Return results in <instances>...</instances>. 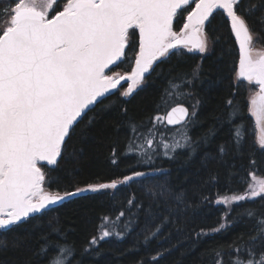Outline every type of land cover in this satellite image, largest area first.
Wrapping results in <instances>:
<instances>
[{
    "label": "snow or ice",
    "instance_id": "obj_1",
    "mask_svg": "<svg viewBox=\"0 0 264 264\" xmlns=\"http://www.w3.org/2000/svg\"><path fill=\"white\" fill-rule=\"evenodd\" d=\"M221 21L239 46L238 65L230 73V97L225 101L231 138L218 146L216 156L205 155L201 166L207 170V179L200 184L217 186L220 172L209 169L210 163L228 168L230 181L236 165L229 166L225 157L247 155L249 169L242 177L245 191L218 194L215 203L225 206L226 220L235 219L231 213L238 210L233 205L255 201L256 206L246 204L238 212L252 224L248 239L233 241L227 251L222 245L211 249L209 264H225V260L227 264H264V170L260 168L264 164V46L254 47L264 40V0H0V264H82L75 245L51 224L50 232L41 234L44 243L27 258L15 255L24 243L15 235L9 240V233L65 203L88 199L85 194H108L105 190L130 182L147 185L155 180L148 189L151 201L145 205L133 196L114 218L100 217L97 235L87 241L81 256L94 250L99 255V243L107 238L123 239L141 213L145 245L158 239L166 225L182 230L180 214L192 203L184 191L172 193L167 181L159 182L157 173L167 169H134L110 182L63 191L60 178L53 173L62 166L70 168L69 174L78 173L83 149L76 150L73 142L87 138L98 114L114 104H119L128 125L124 155H135L137 164L151 166L161 157L178 159L187 150L184 158L191 160L199 141L189 132L198 123L203 102L196 83H204L202 61L209 52V33L222 26ZM254 24H259L260 31ZM222 39L213 35L211 42ZM187 54H199L201 62L176 71ZM173 57L177 64L170 63ZM121 65L125 70L117 71ZM153 76H164L167 81L153 114L143 120L128 117L127 100L113 101L112 97H131ZM122 82H127L126 88ZM218 82L211 81L210 86ZM245 82L258 90L249 89L242 103L238 94ZM245 108L255 122L252 141L247 139L242 118ZM209 135H214V129L200 139L207 143ZM111 153L110 163L116 164V142ZM200 196L201 201L211 202L203 192ZM225 227L219 223L201 229L197 236ZM52 234L58 237L56 241L49 239ZM167 251L158 250L148 264Z\"/></svg>",
    "mask_w": 264,
    "mask_h": 264
},
{
    "label": "trees",
    "instance_id": "obj_2",
    "mask_svg": "<svg viewBox=\"0 0 264 264\" xmlns=\"http://www.w3.org/2000/svg\"><path fill=\"white\" fill-rule=\"evenodd\" d=\"M186 15V14H185ZM220 27L215 32H210V49L208 54H204L202 61L204 83H196V93L202 99V104L197 112L198 123L191 127L189 135L194 141H199L196 147L195 155L191 160L186 161L183 155L175 160H168L161 157L154 165L137 164L135 155H124V149L128 136V125L125 117L120 112L119 104H114L111 108L100 112L97 116L95 125L89 131V135L82 141L73 142L76 150L83 149L82 160L77 174H69L70 168L62 166L61 169L53 173L58 176L60 190L71 189L86 183L110 182L124 174H131L134 169L148 171L151 167L167 169L166 173H157V179L160 183L167 181L172 193L184 191L192 207L186 212L180 214L179 224L182 228L177 231L176 227L169 224L164 226L159 238H153L147 245L144 243V234L141 231L144 228V217L141 213L136 225L127 232L123 239L115 237L100 241L98 246L99 255L83 252L84 245L94 235H97V225L99 218L104 215H111L113 218L121 206L127 208L126 201L135 196L137 201L147 205L152 197L148 189L153 187L155 180L147 185L138 182H130L129 185H123L113 193H88L85 194L88 199H76L65 203L62 207H57L55 211L49 212L39 221H32L15 229L14 233H9L10 240L13 235L19 236L24 243L22 250H18L15 255H21L25 258L32 255L34 249H38L44 243L41 240L42 233H49V224L60 228L62 233L66 234V240L74 244L76 248L77 259L82 264H139L144 260L148 264L149 258L155 255L157 251L169 249L158 261L153 264H209L211 249L218 246H224L227 251L228 246L233 241L240 242V238L247 240L252 231V224L247 217H240L238 212L244 205L256 206V202H241L240 205H233L238 211L231 213L235 219L226 220L225 206L217 205L215 199L218 194L243 193L246 184L242 177L247 175L249 169V160L247 155L244 157H233L231 154L225 157L228 165L235 164L233 169L236 174L229 181L226 179L228 168L223 165L210 163L209 169L220 172V179L216 187L201 186V179H207V170L202 168L201 164L205 155L216 156L218 146L226 144L230 136V126L226 122L225 101L230 97V73L233 66L238 65L239 51L234 36L230 35L228 25L221 21ZM256 31H260L259 24L253 25ZM215 27V26H214ZM213 35H221L224 39L218 43H212ZM255 47L262 48L264 40L254 44ZM201 62L199 54H187L185 61L178 64L176 71L189 70L196 63ZM171 64H177V58L173 57ZM165 69L168 64L163 65ZM117 71H124L125 66L121 65ZM211 81H219L212 84ZM167 81L164 76H153L147 79L131 97L114 96L112 100H127L124 105L128 110V117L136 120H143L151 116ZM238 99L242 103L247 101V89L241 87ZM105 103H110L106 100ZM243 120L246 123L249 141L254 140V124L249 116L247 109H244ZM214 129V135L208 136V142L204 143L200 138ZM103 130V132H101ZM116 142L118 149L117 163H110L111 147ZM243 165V167H241ZM264 170V164L260 165ZM56 185H53L55 189ZM201 192L209 196L211 202L201 201ZM259 200V198H257ZM135 210V209H133ZM219 223H225L226 227L219 232H209L207 235L197 236L201 229H211L218 226ZM139 234V235H138ZM49 239L56 241L58 237L54 234L49 235ZM8 255L11 257L12 252ZM3 259V257H0ZM36 264V261H33ZM227 264V260H225Z\"/></svg>",
    "mask_w": 264,
    "mask_h": 264
},
{
    "label": "rangeland",
    "instance_id": "obj_3",
    "mask_svg": "<svg viewBox=\"0 0 264 264\" xmlns=\"http://www.w3.org/2000/svg\"><path fill=\"white\" fill-rule=\"evenodd\" d=\"M209 45H210V43H209ZM255 47V46H254ZM257 50H260L261 48H258V47H255ZM209 49H210V46H209ZM206 54H208V53H206ZM124 87L126 88L127 87V82H126V84L124 85ZM245 87H246V89H247V96L250 94L249 93V89H251L252 91H255V90H258L257 88H256V86L255 85H247L246 84V82H245ZM139 88V87H138ZM137 88V89H138ZM249 116H250V114H249ZM251 117V116H250ZM251 119H252V121H253V124H254V132H255V135H256V129H255V122H254V118H252L251 117ZM121 186H123V185H120L119 187H121ZM118 187V188H119ZM115 190H111V189H109V190H105V192H107V193H113Z\"/></svg>",
    "mask_w": 264,
    "mask_h": 264
},
{
    "label": "water",
    "instance_id": "obj_4",
    "mask_svg": "<svg viewBox=\"0 0 264 264\" xmlns=\"http://www.w3.org/2000/svg\"><path fill=\"white\" fill-rule=\"evenodd\" d=\"M237 46H238V44H237ZM238 51H239V46H238ZM123 83V86L126 84V82H122Z\"/></svg>",
    "mask_w": 264,
    "mask_h": 264
}]
</instances>
